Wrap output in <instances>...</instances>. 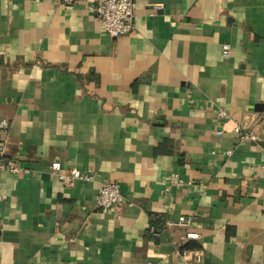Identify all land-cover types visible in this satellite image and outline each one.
<instances>
[{
	"label": "crops",
	"instance_id": "0c3cea01",
	"mask_svg": "<svg viewBox=\"0 0 264 264\" xmlns=\"http://www.w3.org/2000/svg\"><path fill=\"white\" fill-rule=\"evenodd\" d=\"M91 2L0 0V264H264V0Z\"/></svg>",
	"mask_w": 264,
	"mask_h": 264
},
{
	"label": "built area",
	"instance_id": "2783aa9c",
	"mask_svg": "<svg viewBox=\"0 0 264 264\" xmlns=\"http://www.w3.org/2000/svg\"><path fill=\"white\" fill-rule=\"evenodd\" d=\"M63 5H70L77 0H49ZM91 9L97 17L100 29L112 36L118 37L131 33L134 30V14H133V0H92ZM225 113L219 112L218 116L223 117ZM9 121L0 118V175L4 170L13 173H18L21 170L15 163L5 156V139L4 136L9 129ZM241 139L254 140L257 138L256 134L252 131H244L240 134ZM264 170V164L260 166ZM51 169L54 174L58 176L61 181L67 184H74L77 180H91L93 178L90 171H81L76 168H71L68 172H63L61 164L58 161L51 163ZM123 202V197L119 190V184L116 182H104L101 185L99 193L94 199V207L99 211L112 210L118 213ZM188 219L183 217L178 218V223L187 225ZM167 222H164V225ZM156 229L151 225L149 233L155 235ZM197 237L196 234L186 232L184 239Z\"/></svg>",
	"mask_w": 264,
	"mask_h": 264
}]
</instances>
